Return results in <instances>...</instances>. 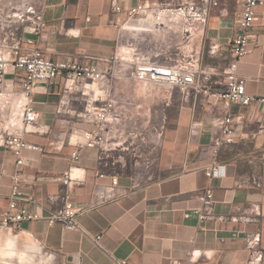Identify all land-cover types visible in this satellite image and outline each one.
<instances>
[{
    "label": "crops",
    "instance_id": "crops-1",
    "mask_svg": "<svg viewBox=\"0 0 264 264\" xmlns=\"http://www.w3.org/2000/svg\"><path fill=\"white\" fill-rule=\"evenodd\" d=\"M142 1L125 0L124 5ZM162 1L176 6L183 0ZM243 5L244 0H210L204 30L189 35L168 21L156 26L125 23L127 13H114L109 0L43 1L45 29L41 35L27 36L36 39L50 58L67 60L90 54L128 59L101 63L108 70L120 120L113 124L104 147L84 148L76 163L78 181L70 189L75 204L85 208L78 215L80 229H67L62 222L49 225L43 218L22 222L21 229L61 256L65 264H247L245 234L256 230L261 231L264 248V102L233 105V112L241 116L234 124L237 136L217 156L226 175L209 177L206 170L215 160L210 150V120L220 112L219 100L128 77L144 56L164 62L194 48L201 52L204 66H218L214 81L215 88H221V70L229 62ZM252 31L257 40L241 59L238 73L246 80L249 94L264 97V5L257 9ZM213 42L221 46L219 57L209 53ZM114 71L119 74L112 75ZM7 76L13 77L14 71ZM20 83L17 79V86ZM63 88L60 76L51 84L37 86L33 106L40 113L38 124L49 130L24 133L27 141L42 149L23 150L27 178L21 190L34 201L33 209L41 206L45 215L54 207L48 194L65 188L52 176L71 165L76 148L72 132L96 126L82 117L87 101L80 92L66 96L59 109ZM140 120H147L145 127ZM196 120H203L204 125L194 134ZM117 141L120 145L112 146ZM16 159L13 150L0 145V214L10 202ZM148 159L150 167L145 164ZM134 177L141 183L136 188L132 187ZM112 178H118L124 195L96 202V190H105ZM207 188L214 189V211L225 216L224 221H200L197 194ZM257 206L260 222L229 219L242 210L254 215L252 209Z\"/></svg>",
    "mask_w": 264,
    "mask_h": 264
},
{
    "label": "built area",
    "instance_id": "built-area-1",
    "mask_svg": "<svg viewBox=\"0 0 264 264\" xmlns=\"http://www.w3.org/2000/svg\"><path fill=\"white\" fill-rule=\"evenodd\" d=\"M125 0H109L114 13H127V21L151 23L153 26L165 24V21L178 24L184 33L193 35L196 31L204 30L210 12V0H183L173 6L162 0H144L135 6H125ZM264 5V0H244L243 10L238 18L237 33L231 42L229 62L222 68L224 80L222 87L216 89L215 76L219 74L218 66L202 63L201 52L187 49L164 62L151 60L144 56L128 73V77L139 80H151L166 84L169 87H179L186 95L190 93L214 95L219 100L220 112L215 115L210 124L212 139L210 150L215 158L206 174L209 177L226 175L225 166L217 160L222 147L235 142L237 133L234 124L241 116L236 115L233 105L250 106L255 101L264 102V97L249 94L246 90V80L239 73L241 59L248 54L252 45L256 43L257 35L252 31L257 19V9ZM24 24V25H23ZM22 27L16 29L4 39H0V145L13 150L16 155V172L12 176V191L8 207L0 214V226H17L27 220L45 219L49 225L62 222L70 230L80 229L78 215L84 207L78 206L72 199L70 187L78 181L75 175L76 163L80 159L84 148L104 147L108 141V133L113 130V124L120 120V114L115 108V100L109 82L108 70L101 67L102 62L128 58L115 55L113 59L84 54V58L75 57L67 60H54L45 54L37 45L36 39L27 34L41 35L45 29L42 9L30 10L22 19ZM221 46L213 42L209 53L219 57ZM92 60V61H90ZM14 71L13 77L7 75ZM119 73L112 72V75ZM64 78V88L60 105L65 104L66 96L73 92H80L87 101L82 117L86 122L95 124L93 129L74 130L71 139L75 143V150L71 154V165L62 174L52 176L61 180L65 188L58 192L49 193L47 200L54 207L47 215L35 210L31 204L33 200L24 197L21 185L26 181L24 168L27 160L23 150L30 148L41 150L38 144L31 143L24 138L26 131L47 132L49 127L38 124L40 113L34 108L33 95L39 84H51L58 77ZM17 79L20 85L17 86ZM204 125L203 120H196L192 124L195 134ZM111 129L109 130L108 128ZM137 136L136 133H133ZM120 145V141L112 146ZM56 147H61L56 145ZM151 161H145L147 167ZM104 176V174H100ZM241 180L238 184H242ZM254 182L261 186L258 179ZM137 177L133 178L132 187L140 186ZM125 189L119 187L118 178H112L111 185L105 190H96V202L115 200L124 195ZM200 202L198 216L200 221L216 219L224 221L223 215L214 211V189L207 188L197 194ZM252 214L243 210L229 217L234 222H260V208L252 209ZM98 238V237H97ZM248 249L247 264H264V248L260 230L248 231L245 234ZM125 264V262H123Z\"/></svg>",
    "mask_w": 264,
    "mask_h": 264
},
{
    "label": "rangeland",
    "instance_id": "rangeland-1",
    "mask_svg": "<svg viewBox=\"0 0 264 264\" xmlns=\"http://www.w3.org/2000/svg\"><path fill=\"white\" fill-rule=\"evenodd\" d=\"M44 0H0V39L9 36L30 10H40ZM141 23L140 21H134ZM147 120H140L145 127ZM140 122L137 126H140ZM0 264H65L61 256L46 248L17 226H0Z\"/></svg>",
    "mask_w": 264,
    "mask_h": 264
},
{
    "label": "bare ground",
    "instance_id": "bare-ground-1",
    "mask_svg": "<svg viewBox=\"0 0 264 264\" xmlns=\"http://www.w3.org/2000/svg\"><path fill=\"white\" fill-rule=\"evenodd\" d=\"M138 25H141V26H147V25H151V23H148V22H146V23H143V24H140V23H137Z\"/></svg>",
    "mask_w": 264,
    "mask_h": 264
}]
</instances>
